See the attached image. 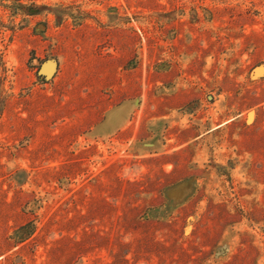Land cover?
<instances>
[{"label": "rangeland", "instance_id": "obj_1", "mask_svg": "<svg viewBox=\"0 0 264 264\" xmlns=\"http://www.w3.org/2000/svg\"><path fill=\"white\" fill-rule=\"evenodd\" d=\"M0 264H264V0H0Z\"/></svg>", "mask_w": 264, "mask_h": 264}]
</instances>
